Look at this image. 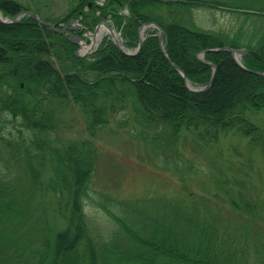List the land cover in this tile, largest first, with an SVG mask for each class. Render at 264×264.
<instances>
[{
	"label": "trees",
	"instance_id": "16d2710c",
	"mask_svg": "<svg viewBox=\"0 0 264 264\" xmlns=\"http://www.w3.org/2000/svg\"><path fill=\"white\" fill-rule=\"evenodd\" d=\"M96 1L72 0L65 15L45 19L67 21L82 14L92 29L100 10L123 29L130 47L138 43V25L154 20L165 29L170 59L195 85H205L213 73L197 57L205 48H247L246 68L264 71V0H198L201 7L237 15L238 24L225 29L196 24L193 0H106L103 6ZM125 7L128 14L120 12ZM26 8L31 7L22 0H0L5 16ZM155 32L137 55L104 39L88 58L77 57L74 42L27 15L0 22V264H264V204L242 189L233 194L225 180L199 168L215 192L186 187L169 199L95 195L89 190L97 165L95 141L56 137L61 112L53 103L77 105L90 116L86 129L93 134L130 107L144 128L141 135L168 153L178 150L185 130L206 143L229 130L260 143L262 131L251 114L264 110V76L242 68L229 51L207 52L205 59L217 64L214 81L206 91L193 92L165 57ZM150 128L158 129L157 135H150ZM178 162L172 169L183 173ZM48 193L59 203L53 212L66 221L57 233L32 202L34 195ZM88 200L110 217L107 233L92 229Z\"/></svg>",
	"mask_w": 264,
	"mask_h": 264
},
{
	"label": "rangeland",
	"instance_id": "374dc122",
	"mask_svg": "<svg viewBox=\"0 0 264 264\" xmlns=\"http://www.w3.org/2000/svg\"><path fill=\"white\" fill-rule=\"evenodd\" d=\"M22 1L44 17L54 18L65 14L72 0ZM125 9L120 12L124 13ZM196 18L197 24L212 29H225L238 24L237 15L219 7H203L199 9ZM105 36H109L107 30L102 33V39ZM118 36L120 40L121 36ZM91 56L93 54L87 57ZM53 106L58 113L61 112L60 128L55 133L59 140L65 142L87 137L95 141L97 165L89 184L90 193L96 195L97 192H105L118 198L169 199L176 197L180 188L186 187L198 194L210 191L213 193L215 188L209 177H214L225 180V186L233 194L242 189L250 199L260 202V205L264 204V110L251 114V120L262 131V140L258 144L249 142L248 137L235 130L221 132L218 140L207 143L199 140L191 131L185 130L179 135L178 150L168 153L156 145V142L141 135L144 128L137 125L130 107L114 114L107 126L95 128L93 134L86 129L90 116L83 113L77 105L66 107L53 103ZM109 115L107 112L106 117ZM128 120L131 121L129 125L126 122ZM121 122L126 124L121 126ZM150 132V135H157L158 129L150 128ZM172 155L179 160L180 167L184 168L183 173L172 169L176 163ZM187 166L192 169H186ZM199 168L210 173L209 179L205 178V173L200 172ZM220 196L226 194L221 192ZM32 198L36 214L48 217L56 233L65 228L66 221L61 213L53 212L52 207L59 206L54 197L48 193L43 197L34 195ZM85 207L92 229L97 226L107 233L105 226L110 221L108 214L90 200L86 201ZM260 221L264 223V220Z\"/></svg>",
	"mask_w": 264,
	"mask_h": 264
},
{
	"label": "water",
	"instance_id": "95a60500",
	"mask_svg": "<svg viewBox=\"0 0 264 264\" xmlns=\"http://www.w3.org/2000/svg\"><path fill=\"white\" fill-rule=\"evenodd\" d=\"M29 15L31 18H33L36 22H40L41 24H43L45 27H47L48 29H52V30H54V31H56V32H64V31H68V34H70V35H73L74 36V38H73V42H76V43H78V44H80L81 46H82V44H84V41H83V39L79 36V35H76V34H74L73 33V31H71L72 29H74V27L73 26H69V25H66L65 27H63V29H58L57 27H56V24H54V23H50V22H47V21H44L42 18H41V16L38 14V13H36V12H34V11H31V10H28V9H26V10H23V11H21V12H19V13H17V14H15V16H13V17H3V13L1 12V10H0V22H2V23H15V22H17L21 17H23V16H25V15ZM148 26H155V27H157V28H160V31H161V34H160V36H159V38H160V46H161V49H163V52H164V54H165V56H166V58L173 64V66L184 76V80L186 81V84H187V86H188V88L190 89V90H192V91H204V90H206L208 87H210L211 85H212V83H213V79H214V77H215V75H216V72H217V65H215L214 63H209L211 66H212V68L214 69V72H213V75H212V77H211V79H210V82L208 83V84H206L204 87H193L191 84H190V81H188V78H187V75H186V72H185V70H182V68L180 67V66H178V64H176L173 60H170V58H169V56H168V54H167V52H166V50L163 48V35H164V30H163V28L162 27H160L157 23H155V22H148V23H144V24H142L141 26H140V32H139V39H140V42H139V45H138V48L135 50V52L134 51H131V50H129V49H125V47L116 39V32H115V30L114 29H112V28H110L109 27V30L111 31V35H112V37H113V39L114 40H116V45H117V47L121 50V51H123L124 53H126V54H129V55H135V54H137L138 53V51H139V48L141 47V45L143 44V42H144V38H145V35H144V33H145V30L147 29V27ZM99 28H100V26H98L96 29H95V32L92 34L91 32H89V34L90 35H94L95 37L97 36V33L100 31L99 30ZM215 50H218V51H230L231 53H232V56L234 57V59L236 60V62H237V64H239L242 68H245L246 70H248L244 65H243V63H242V61H241V59H242V56L243 55H245V54H247V50L246 49H241V48H232V47H230V46H225V47H215V48H209V49H204V51H202V52H200L199 54H198V57L200 58V59H202L203 61H205V59H203L204 58V54H205V52H208V51H215ZM90 52H92V51H90V50H87V51H83V53H82V48H79L75 53H76V55L77 56H81V55H83V54H90ZM252 71V70H251ZM254 73H256V74H258V75H263L264 76V72L263 71H253Z\"/></svg>",
	"mask_w": 264,
	"mask_h": 264
},
{
	"label": "flooded vegetation",
	"instance_id": "af4514ba",
	"mask_svg": "<svg viewBox=\"0 0 264 264\" xmlns=\"http://www.w3.org/2000/svg\"><path fill=\"white\" fill-rule=\"evenodd\" d=\"M194 2H195V3H198L197 0H194ZM104 15H105V14L103 13V15L100 17L101 20H99L98 23H100V21H102V18L104 17ZM71 19H72V18H71ZM67 23H69V22H62L63 25H65V24H67ZM70 23L73 24V20H71ZM76 27H77V28H76V31L79 32L80 34H82L83 31L81 30V28H80L78 25H76Z\"/></svg>",
	"mask_w": 264,
	"mask_h": 264
}]
</instances>
